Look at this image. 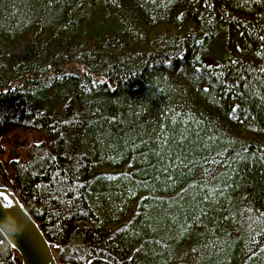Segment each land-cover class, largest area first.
<instances>
[{
    "label": "trees",
    "instance_id": "1",
    "mask_svg": "<svg viewBox=\"0 0 264 264\" xmlns=\"http://www.w3.org/2000/svg\"><path fill=\"white\" fill-rule=\"evenodd\" d=\"M9 127L62 264H264V0H0Z\"/></svg>",
    "mask_w": 264,
    "mask_h": 264
},
{
    "label": "water",
    "instance_id": "2",
    "mask_svg": "<svg viewBox=\"0 0 264 264\" xmlns=\"http://www.w3.org/2000/svg\"><path fill=\"white\" fill-rule=\"evenodd\" d=\"M26 132V139L28 135L34 134ZM20 156L19 154L12 157L10 153L7 158L2 159L8 178L0 176V192H3L11 203L0 197V239L8 243L21 264H62L56 251L63 245L47 237L41 224L20 196L18 182L11 166V162Z\"/></svg>",
    "mask_w": 264,
    "mask_h": 264
},
{
    "label": "rangeland",
    "instance_id": "3",
    "mask_svg": "<svg viewBox=\"0 0 264 264\" xmlns=\"http://www.w3.org/2000/svg\"><path fill=\"white\" fill-rule=\"evenodd\" d=\"M26 133L27 132L24 131V129H19L15 127L7 128L4 133V141L7 148L5 153L0 155V159L1 157L2 159L7 158L10 153L12 154V157L19 154L22 156L25 153L26 148L30 146L31 141H37V139L41 137L39 136L40 134L36 133L35 135V133L33 132V136L28 135V138L26 139ZM178 257L183 258V256L180 254L178 255Z\"/></svg>",
    "mask_w": 264,
    "mask_h": 264
},
{
    "label": "snow or ice",
    "instance_id": "4",
    "mask_svg": "<svg viewBox=\"0 0 264 264\" xmlns=\"http://www.w3.org/2000/svg\"><path fill=\"white\" fill-rule=\"evenodd\" d=\"M0 197H2L5 200H8V197L3 192H0ZM8 202L11 203V200H8Z\"/></svg>",
    "mask_w": 264,
    "mask_h": 264
},
{
    "label": "clouds",
    "instance_id": "5",
    "mask_svg": "<svg viewBox=\"0 0 264 264\" xmlns=\"http://www.w3.org/2000/svg\"><path fill=\"white\" fill-rule=\"evenodd\" d=\"M0 243H3V241H0Z\"/></svg>",
    "mask_w": 264,
    "mask_h": 264
}]
</instances>
